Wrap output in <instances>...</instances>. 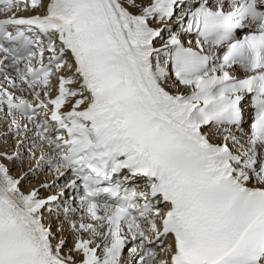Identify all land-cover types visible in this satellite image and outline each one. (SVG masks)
<instances>
[{"label": "bare ground", "instance_id": "6f19581e", "mask_svg": "<svg viewBox=\"0 0 264 264\" xmlns=\"http://www.w3.org/2000/svg\"><path fill=\"white\" fill-rule=\"evenodd\" d=\"M45 3L49 2V0H44ZM110 4H112L118 16H124L127 20L126 26L129 31L130 28H134L142 23H154L155 15L161 14V10L155 8L157 4H159L160 0H109ZM160 24V23H159ZM131 44V43H129ZM163 45L164 42L160 41V46ZM158 45V46H159ZM149 61L151 65V70L154 78L157 83L163 88V90L167 94L173 95V93L179 92L180 84L173 81L171 78L167 76H163V73L159 67L158 59L155 55V52H152L149 55ZM5 88V81L0 80V93L3 92ZM185 89H187L185 87ZM9 91V90H8ZM10 92V91H9ZM11 93V92H10ZM4 94L0 95V98H3ZM83 104L79 105L76 108V111L83 110L88 108L91 105V100L89 97L84 95ZM77 100V99H75ZM30 126V125H27ZM18 124L16 120V116L11 114L10 112L4 110L3 106L0 104V195L11 204V206L28 222L32 223L36 229H34V233L41 246L48 251L50 257L57 262H73V263H85L90 264V255L88 254V247L84 245V247H80V244H85L86 239H90L95 236L97 228L93 227V225L88 226V229L93 227V230L87 231V233L81 234L76 226H72L71 224L61 221L63 225H66V228L69 227V234L73 237L70 242V245H67V241L70 240V237L63 239H57L58 243L64 242L68 248L64 250H60L58 244L53 241L49 235V232H46L42 237L40 235L41 231V218L39 213H27L28 206L37 198L41 197L39 194H36V191L28 192L23 191L20 187H23V183L27 182L29 179L28 175H24L22 179L19 180V176L24 172L26 168L29 170L30 174L35 175L40 172V178L33 181L36 186L42 184L44 186L46 183H49L53 180L54 175H49L47 180H43L42 173L46 168L47 161L53 158V155L48 147L44 144L40 143L33 137L30 133L26 136V133L23 132L20 137L17 135ZM227 132L234 133L237 138L244 139L242 132H237L234 129L229 131L221 128H212L209 133H205V138L213 140L214 143H220L224 139V135ZM226 142H230V138H225ZM8 142L9 144H4ZM17 144H21V146H25L24 150L27 153L28 163L25 162L26 167L21 169L19 167L21 164L18 163V150L14 149L17 147ZM246 147L243 145L241 149H245ZM8 169V170H7ZM16 170L12 172L9 170ZM238 171L243 172L245 174L244 168H237ZM253 175L248 173V178H252ZM19 180V181H18ZM243 184H247V182L242 179ZM55 183V181H53ZM21 184V185H20ZM20 186V187H19ZM259 186V185H256ZM24 189V188H23ZM53 193V190H49L48 194ZM37 195V196H36ZM47 196V194L45 195ZM54 219L49 217L50 224L54 225ZM60 225V223H58ZM43 229V227H42ZM57 230V228L55 229ZM107 252L106 245H103L100 250L97 251L94 259H98V262L95 264H125V260L117 259L114 261H108V257H103L102 254Z\"/></svg>", "mask_w": 264, "mask_h": 264}, {"label": "rangeland", "instance_id": "374dc122", "mask_svg": "<svg viewBox=\"0 0 264 264\" xmlns=\"http://www.w3.org/2000/svg\"><path fill=\"white\" fill-rule=\"evenodd\" d=\"M5 143H7V142H5ZM26 186H28L27 184H26ZM58 239H61V237L60 238H58ZM57 241V240H56ZM61 243L66 247V248H68L67 246H66V243H67V245H70L69 243H70V240H68L66 243H64V242H62L61 241ZM65 248V249H66Z\"/></svg>", "mask_w": 264, "mask_h": 264}]
</instances>
